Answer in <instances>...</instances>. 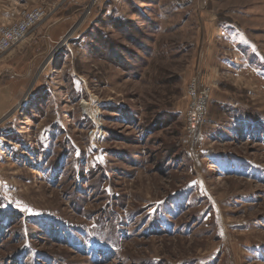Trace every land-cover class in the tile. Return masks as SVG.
Wrapping results in <instances>:
<instances>
[{
  "label": "rangeland",
  "instance_id": "374dc122",
  "mask_svg": "<svg viewBox=\"0 0 264 264\" xmlns=\"http://www.w3.org/2000/svg\"><path fill=\"white\" fill-rule=\"evenodd\" d=\"M53 2L0 0L61 21L0 121V264H264V0Z\"/></svg>",
  "mask_w": 264,
  "mask_h": 264
},
{
  "label": "crops",
  "instance_id": "0c3cea01",
  "mask_svg": "<svg viewBox=\"0 0 264 264\" xmlns=\"http://www.w3.org/2000/svg\"><path fill=\"white\" fill-rule=\"evenodd\" d=\"M60 0H54L53 6ZM61 21H44L33 30L27 39L11 52L0 58V121L19 104L23 93L29 87L36 66V60L45 56L44 44L47 35L51 41H59L61 34L53 40L52 32ZM12 25V24H11Z\"/></svg>",
  "mask_w": 264,
  "mask_h": 264
},
{
  "label": "built area",
  "instance_id": "2783aa9c",
  "mask_svg": "<svg viewBox=\"0 0 264 264\" xmlns=\"http://www.w3.org/2000/svg\"><path fill=\"white\" fill-rule=\"evenodd\" d=\"M48 15L49 13L45 8L36 7L25 12L20 21L3 27L0 30V58L22 44L27 39L29 34L33 30L37 29ZM46 38L50 43L49 35H47ZM198 107L199 103H196L192 115L194 122H196L198 119Z\"/></svg>",
  "mask_w": 264,
  "mask_h": 264
}]
</instances>
